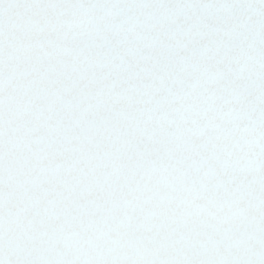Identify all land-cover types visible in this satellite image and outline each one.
I'll use <instances>...</instances> for the list:
<instances>
[{
    "label": "snow or ice",
    "instance_id": "6c2138e0",
    "mask_svg": "<svg viewBox=\"0 0 264 264\" xmlns=\"http://www.w3.org/2000/svg\"><path fill=\"white\" fill-rule=\"evenodd\" d=\"M0 264H264V0H0Z\"/></svg>",
    "mask_w": 264,
    "mask_h": 264
}]
</instances>
